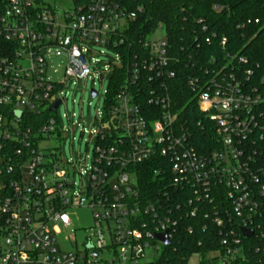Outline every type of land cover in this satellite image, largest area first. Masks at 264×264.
I'll return each mask as SVG.
<instances>
[{
    "label": "built area",
    "instance_id": "1",
    "mask_svg": "<svg viewBox=\"0 0 264 264\" xmlns=\"http://www.w3.org/2000/svg\"><path fill=\"white\" fill-rule=\"evenodd\" d=\"M54 1L0 0V38L13 48L0 58V107L7 109L0 115V141L16 146L0 154V264H168L164 250L178 221L198 213L219 229V248L204 261L233 264L244 241L264 239V93L238 79L228 53L221 61L211 58L201 79L189 75L187 86L216 142L199 152L167 93L179 60L169 56L164 29L139 41L146 58L129 65L118 49L134 13L112 0H71L65 10ZM93 48L112 51L116 64L109 75L124 71L125 77L102 115L103 127L90 134L93 159L78 173L85 184L75 187L73 164L40 147L60 138L57 119L34 132L22 121L57 100L62 104L65 83L90 80L95 67L104 79L107 67L89 60ZM52 60L61 63V81L49 76ZM144 164L156 168L163 187L149 199L138 189L136 168ZM83 208L91 211L93 226L78 245L69 211ZM241 229L252 231L251 238ZM162 234L169 245L157 239ZM191 259L202 262L192 254L186 264Z\"/></svg>",
    "mask_w": 264,
    "mask_h": 264
},
{
    "label": "trees",
    "instance_id": "2",
    "mask_svg": "<svg viewBox=\"0 0 264 264\" xmlns=\"http://www.w3.org/2000/svg\"><path fill=\"white\" fill-rule=\"evenodd\" d=\"M85 1L80 0V3ZM112 1L126 13L135 14L124 31L125 43L118 49L129 65L146 58L139 41L150 36L158 26L164 29L169 56L179 60L176 78L167 83L173 111L177 113L179 124L191 134L192 145L197 151L215 148L213 128L199 111L186 79L189 75L201 79V70L211 68V58L221 61L222 55L228 53L234 57L230 69L236 68L238 79L245 86L258 88L264 93V0ZM206 39H209V44ZM221 40L226 42L223 49L219 45ZM11 50V45L0 38V58L9 55ZM240 58L246 62L235 61ZM247 71L251 75L246 81L241 76ZM124 77V71L109 76L104 114L114 103V91L124 82ZM140 103L146 106L144 99ZM6 110L0 107V115H5ZM50 117L54 118L46 110L38 117L28 115L22 123L24 128L34 132ZM0 146V154H10L16 148L14 144L1 141ZM155 171L156 168L150 164L136 168L138 189L143 199H149L163 189L160 176ZM219 242L218 227L210 219H205L203 213L193 218L183 216L178 221L172 245L164 250L162 260L168 264H186L188 257L198 254L202 259L201 264H207L204 257L209 251L218 250ZM242 253V257L237 258L233 264H264V239L244 241Z\"/></svg>",
    "mask_w": 264,
    "mask_h": 264
},
{
    "label": "rangeland",
    "instance_id": "3",
    "mask_svg": "<svg viewBox=\"0 0 264 264\" xmlns=\"http://www.w3.org/2000/svg\"><path fill=\"white\" fill-rule=\"evenodd\" d=\"M54 3L61 10L72 7L71 0H55ZM158 34L159 32L154 38L158 37ZM115 57L112 51L105 48L92 49V54L89 55L90 62H98L101 70L107 67L108 74L104 79L98 78L96 75L98 71L95 67V73L90 80L78 82L76 85L65 83L63 102L57 109V114L54 115L57 119L60 138L55 136L40 145L43 150H49L57 155L63 163L73 164L74 172L71 180L75 187L85 184L86 178L80 179L78 173L89 170L91 166L96 140L90 134L103 127L101 118L104 114L109 73L112 65L116 64ZM90 69L92 70L91 66ZM49 72L52 81L63 79V69L58 60L51 61ZM91 90L97 94L94 99L90 96ZM69 217L72 221L71 229L75 231V241L80 245L85 238V231L93 226L92 213L86 208L76 209L69 211ZM66 234L68 235L69 231ZM63 247L69 250L70 245ZM190 264H196V260L191 259Z\"/></svg>",
    "mask_w": 264,
    "mask_h": 264
},
{
    "label": "water",
    "instance_id": "4",
    "mask_svg": "<svg viewBox=\"0 0 264 264\" xmlns=\"http://www.w3.org/2000/svg\"><path fill=\"white\" fill-rule=\"evenodd\" d=\"M90 96L92 99L95 98L96 93L94 91L90 92ZM61 105V101L57 100L50 108H49V112L51 113H56L57 109L59 108V106ZM241 234L244 238H251L252 236V231L250 230H245V229H241ZM157 239H159L165 246L169 245V242L166 238V234H162V235H158L156 236Z\"/></svg>",
    "mask_w": 264,
    "mask_h": 264
}]
</instances>
